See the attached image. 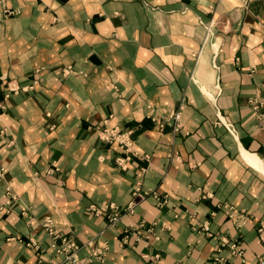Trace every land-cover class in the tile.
<instances>
[{"label":"crops","instance_id":"crops-1","mask_svg":"<svg viewBox=\"0 0 264 264\" xmlns=\"http://www.w3.org/2000/svg\"><path fill=\"white\" fill-rule=\"evenodd\" d=\"M0 172V264H260L264 1L0 0Z\"/></svg>","mask_w":264,"mask_h":264},{"label":"built area","instance_id":"built-area-1","mask_svg":"<svg viewBox=\"0 0 264 264\" xmlns=\"http://www.w3.org/2000/svg\"><path fill=\"white\" fill-rule=\"evenodd\" d=\"M264 1V0H263ZM7 13L9 14L10 11H7ZM72 72V68L69 67L68 69L65 70V73H69ZM34 86L31 85L30 88H33ZM170 119L173 121V125L175 129H179L180 127V119H181V112L180 111H174L171 115H170ZM120 137L119 131L117 130V128H105L102 131V138L107 140V141H114V140H118ZM120 163H122V161H120ZM3 176V172H0V178ZM133 202L129 205V208L131 209L133 207ZM119 214L118 213H114L112 215H110V220L112 221V223L116 222L119 219ZM43 225L46 228V230L52 234L53 238L55 239V241L52 243V246L54 247V249L59 252V253H65L66 257H67V263L66 264H82L80 263L79 257L77 256V249L78 246L77 244L70 239L69 237L66 236H62L60 235L57 230L55 229V224L54 221L51 217H46L43 221ZM144 229L142 228V226H139V228L133 232V234L137 235V239H140V236H143L145 234V232H143ZM60 238V242L57 240ZM233 247L235 248V250L239 253H241V251L239 250V247L237 244L234 243ZM158 256V255H157ZM260 264H264V257H262L260 259Z\"/></svg>","mask_w":264,"mask_h":264},{"label":"bare ground","instance_id":"bare-ground-1","mask_svg":"<svg viewBox=\"0 0 264 264\" xmlns=\"http://www.w3.org/2000/svg\"><path fill=\"white\" fill-rule=\"evenodd\" d=\"M256 157V156H255ZM260 160V159H259ZM254 162L256 161V160H253ZM260 162V161H259ZM262 165H263V162H262Z\"/></svg>","mask_w":264,"mask_h":264}]
</instances>
